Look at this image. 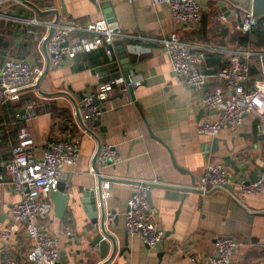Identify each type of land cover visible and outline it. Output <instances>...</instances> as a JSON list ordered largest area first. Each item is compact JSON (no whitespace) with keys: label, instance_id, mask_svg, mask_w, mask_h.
Returning a JSON list of instances; mask_svg holds the SVG:
<instances>
[{"label":"crops","instance_id":"0c3cea01","mask_svg":"<svg viewBox=\"0 0 264 264\" xmlns=\"http://www.w3.org/2000/svg\"><path fill=\"white\" fill-rule=\"evenodd\" d=\"M221 1L225 4L221 5ZM37 5L44 12L58 10L59 22L82 25L108 22L107 15L112 14L121 31L119 42L124 45L127 59L116 45L112 60L101 48L90 52L89 57L96 55L98 59L94 66L85 56L80 55L79 61L76 56L49 70L44 79L48 92L68 95L46 98L28 90L20 101L0 106V230L21 200L5 173V162L12 155L18 133L25 129L39 150L52 138L69 139L81 149L79 161L67 164L62 174L77 203L70 200L60 217L51 199L53 211L43 221L46 230L59 241L58 264H103L109 260V264H189L192 256L213 254L218 236L240 240L232 264L259 261L264 256V187L260 193L246 196L232 195L229 190L202 195L188 189L199 184L210 162L223 165L234 179L255 182L264 177V134L259 128L262 121L252 113L238 130L225 128L216 137L199 133L203 120L218 117L216 111L205 107L203 96L222 83L213 80L202 91L187 86L173 74L161 43L178 31L169 7L159 0H99V5L94 0H41ZM201 5V22L194 28L183 26L179 32L185 43L207 52L205 70H214L209 63L212 58L220 60L215 68L218 70L228 55L245 52L249 54L252 81L262 79L264 43L256 35L247 36L249 33H244L233 19L220 21L223 8L248 7L249 0H202ZM22 7L20 0H6L0 5V37L9 46L0 54V75L7 58L28 59L34 66L46 68L43 44L55 15L32 12L28 22L8 15ZM126 72L138 83L132 87L134 93L128 88L110 96L103 104L96 132L103 145L111 146L121 157L119 164L98 165L104 182L109 184L107 190L103 189L106 213L116 214L113 226L107 217L116 253L109 239L108 250L103 253L94 244L96 226L81 204L85 190H97L93 161L98 141L83 131L70 98L78 102L80 94L98 92L104 84L117 79L104 82L100 73L124 77ZM140 182L152 184L151 201L157 222L165 231L164 243L157 250H150L126 229L127 203ZM100 219L98 208L99 222ZM29 251L24 223L17 225L6 241L0 234V264L9 259L26 262Z\"/></svg>","mask_w":264,"mask_h":264},{"label":"built area","instance_id":"2783aa9c","mask_svg":"<svg viewBox=\"0 0 264 264\" xmlns=\"http://www.w3.org/2000/svg\"><path fill=\"white\" fill-rule=\"evenodd\" d=\"M4 1L6 0H0V5ZM159 1L169 7L173 21L178 26V31L161 41L163 50L170 58L173 74L187 86L202 91L213 80L222 83L203 96L205 107L216 111L218 117L215 120H203L198 126L199 133L216 137L225 128L238 130L246 116L254 113L262 121L259 128L261 134H264V77L252 81L249 54H230L216 72H206L204 66L207 52L185 43L179 32L183 26L194 28L201 22L202 0ZM94 2L99 5V0ZM249 2L248 7L234 5L232 9L226 6L220 15V21L233 19L244 33L252 32L258 28L261 19L254 16L252 0ZM221 3L225 4L223 1ZM28 33L32 34L30 30ZM121 38L118 26L110 28L106 21L86 25L68 20L59 22L47 44L50 70L63 65L68 59L101 47H105L107 55L112 56L115 45ZM43 72L44 68L34 66L31 60L7 58L0 75V106L7 102L20 101L25 92L37 84ZM137 84V81L128 75L127 79L119 77L109 84H104L98 92L84 93L78 99L85 125L83 131L96 136V122L102 115L103 104L114 92H126L129 87H135ZM40 88L48 92L44 80ZM30 115L35 116V113ZM80 152L78 144L62 138L48 140L45 147L39 150L27 130L22 129L18 133L12 155L5 162V173L21 200L11 209L9 222L0 230V234L6 241L17 225L24 223L30 251L26 262L9 259L5 264H58L59 241L46 230L43 221L53 211L51 193L58 190L67 164L75 165L79 161ZM108 161L116 165L121 162V157L114 148L102 143L98 165L102 166ZM228 186L231 187L229 193L232 195L257 194L264 187V177L255 182L234 179L223 165L210 162L200 177L199 184L188 190L207 195L215 190L227 191ZM102 187L107 190L109 184L104 182ZM151 187L152 184L146 182L136 185L127 203L126 229L132 237L140 238L150 250H157L164 243L165 231L157 222V211L149 202ZM114 219V214H108L111 225L114 224ZM240 244L238 238L218 236L215 239L213 254L202 258L192 256L189 264H232V258ZM254 264H264V256Z\"/></svg>","mask_w":264,"mask_h":264},{"label":"water","instance_id":"95a60500","mask_svg":"<svg viewBox=\"0 0 264 264\" xmlns=\"http://www.w3.org/2000/svg\"><path fill=\"white\" fill-rule=\"evenodd\" d=\"M20 2L22 3L23 7L20 8L17 12H8V15L10 17H14V18H19L21 20H24L23 22H28V20L30 19L32 12L34 13H39V14H54L55 15V20L53 22V24L50 26V31L48 36L45 38L44 44H43V51L45 53L46 59H47V64H46V68L42 74V76L39 78V80L37 81V84L31 89V90H37L38 93L41 96H44L46 98H52L55 96H60V95H68V94H64V93H59V92H44L41 90L40 86L42 81L46 78L49 70H50V59L47 53V44L48 41L50 40L51 36L53 35L56 25L59 23L60 21V12L58 10H54V9H50L48 11H42L40 9V7L37 5L38 3L41 2V0H20ZM222 5V3H221ZM28 7V8H25ZM251 8L253 11V14L256 18L259 19H263L264 18V0H252L251 3ZM64 13H66V9L64 7ZM107 19H108V25L110 28H116V20L114 18V16L112 14H108L107 15ZM117 48H119V46L122 49V53H123V57L125 59H127V53L125 51L124 45H122L121 42H117L116 43ZM112 56H110V59L112 60ZM128 71V70H127ZM129 75V72L125 73L124 78L127 79ZM100 77L105 78V81H109L111 79H115V78H119L122 77L121 74L117 73L114 76H110L107 77L105 73H100L99 74ZM129 89L131 90L132 93H134V89L132 87H129ZM83 93L79 95V99L82 97ZM69 97V96H68ZM70 98V97H69ZM72 102L74 103L75 106V111H76V117L79 120V122H81L83 128L85 127L84 122L82 120L81 114H80V110H79V106H78V102L73 99ZM138 109L140 110V107L137 105ZM101 124L100 119L97 120L96 122V126H99ZM96 140L98 141V150L96 152L94 161H93V170L94 172L97 174L98 176V186H97V190L94 191H86L85 194V199H81V204L84 206L86 212L89 213L90 218L92 219L93 225L96 226L95 229L93 230V233L95 234V238H94V244L98 245L101 252L106 253L109 247V243H108V239L111 240L114 244V254L116 253V244H115V240L113 238V236L108 232L107 229V213H106V209H105V199L103 197V187L102 184L105 181L104 176H102L99 168H98V156L99 153L101 151V146H102V142L99 140V138L95 135H93ZM108 164H111L110 161L107 162ZM228 190L231 189L230 186H228L227 188ZM51 199L54 202V204L56 205V213L58 216L63 217V215L65 214V210L71 201H75V198H72L69 194V188L67 186V182L65 181V179H62L61 177V182L59 184L58 190L54 191L51 193ZM149 202L150 205L153 207L152 201H151V196H150V192H149ZM98 208H100L101 210V219L100 222L98 221ZM112 212H109L108 214H110ZM116 216L115 213H112ZM115 223V219L113 221ZM113 226V225H112ZM111 262V260H109L108 262H105L103 264H109Z\"/></svg>","mask_w":264,"mask_h":264},{"label":"trees","instance_id":"16d2710c","mask_svg":"<svg viewBox=\"0 0 264 264\" xmlns=\"http://www.w3.org/2000/svg\"><path fill=\"white\" fill-rule=\"evenodd\" d=\"M251 34L252 35H256L260 39V41L262 43H264V18L261 19L258 28H256L252 32H249V34H247V36H250ZM247 36H246V39H248ZM246 39H244V40L246 41ZM8 49H9V46L6 43L5 38L4 37H0V54H4ZM101 50L104 52L105 51L104 47H101ZM91 53L89 52L88 54H80V55L82 57L85 56L84 57L85 59L88 58V60H87L88 63L94 66V65L98 64V59H97L96 55L93 58L89 57V54L91 55ZM80 55H78V61L80 60V57H81ZM209 63L211 64V66L214 67V70L213 71H209L208 70L206 72H209V73L216 72L217 70H215V68L219 66L220 60L218 58H212V59H210V62Z\"/></svg>","mask_w":264,"mask_h":264}]
</instances>
